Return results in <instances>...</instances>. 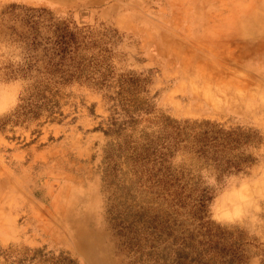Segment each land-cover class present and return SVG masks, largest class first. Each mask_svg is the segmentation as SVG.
I'll use <instances>...</instances> for the list:
<instances>
[{
	"label": "rangeland",
	"instance_id": "obj_1",
	"mask_svg": "<svg viewBox=\"0 0 264 264\" xmlns=\"http://www.w3.org/2000/svg\"><path fill=\"white\" fill-rule=\"evenodd\" d=\"M0 264H264V0H0Z\"/></svg>",
	"mask_w": 264,
	"mask_h": 264
},
{
	"label": "trees",
	"instance_id": "obj_2",
	"mask_svg": "<svg viewBox=\"0 0 264 264\" xmlns=\"http://www.w3.org/2000/svg\"><path fill=\"white\" fill-rule=\"evenodd\" d=\"M58 35L56 36V41L54 42L55 49V57L60 58L56 65L64 64L66 60L70 57L71 53V45H72V35L73 33H69L66 31V28L58 27L57 28Z\"/></svg>",
	"mask_w": 264,
	"mask_h": 264
}]
</instances>
